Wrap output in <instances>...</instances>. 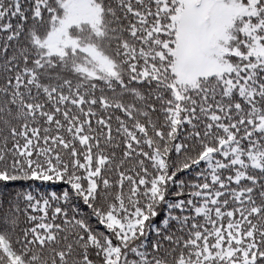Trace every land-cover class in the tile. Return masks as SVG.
<instances>
[{"label":"snow or ice","instance_id":"snow-or-ice-1","mask_svg":"<svg viewBox=\"0 0 264 264\" xmlns=\"http://www.w3.org/2000/svg\"><path fill=\"white\" fill-rule=\"evenodd\" d=\"M0 264H264V0H0Z\"/></svg>","mask_w":264,"mask_h":264},{"label":"trees","instance_id":"trees-1","mask_svg":"<svg viewBox=\"0 0 264 264\" xmlns=\"http://www.w3.org/2000/svg\"><path fill=\"white\" fill-rule=\"evenodd\" d=\"M63 188V185H59V186H52L50 188H48V191H60ZM42 191L45 189H41ZM86 210V209H85Z\"/></svg>","mask_w":264,"mask_h":264}]
</instances>
